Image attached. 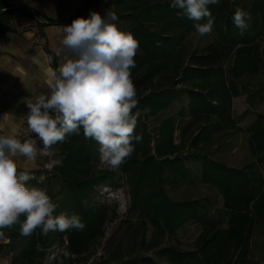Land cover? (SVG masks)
Masks as SVG:
<instances>
[{
  "label": "trees",
  "instance_id": "trees-1",
  "mask_svg": "<svg viewBox=\"0 0 264 264\" xmlns=\"http://www.w3.org/2000/svg\"><path fill=\"white\" fill-rule=\"evenodd\" d=\"M100 1L86 0L72 21ZM170 3L171 0H111L110 5V9L112 7L111 10L119 17L115 22L118 28L132 33L140 44L134 58L136 66L130 71L138 101L133 113L141 112L134 135H140L141 140L138 143L133 141L135 151L122 164L123 170L132 171L131 177L136 180L129 210L139 218L134 236L137 239L142 231H146L147 226L153 227L149 247L152 249L158 246L159 236L172 234L184 223L193 220L202 228L194 248L188 251L164 248L157 253L159 259L165 258L166 264H255L250 261L251 242L257 225L264 224V176L258 172L254 174V169L257 162H264V116L259 115L255 124L248 128L252 131L249 142L252 154L257 157L256 163L233 168L214 162L205 155L198 156L203 166L202 180L212 183L223 198V211L218 218L209 217L206 208L197 200L178 203L166 198L162 185L184 178L187 174L184 160L175 155L180 149L172 138L175 119L169 117L159 120L153 128L156 132L153 147H150L151 138L145 132L143 119L157 118L174 102L181 101V94L186 92L189 100L180 110V116L188 112L191 120L180 130L182 139L193 124L204 120V124L197 127L190 139L191 148L200 149V145L210 140L212 132L218 131L225 124H233L229 88L221 77L222 68L234 56L235 60L229 69V76L233 79L264 70V46L261 45L264 43V3H254L250 9L260 15L261 33L254 37L246 35L244 40L234 42L224 32L226 41L218 40L200 52L191 53L185 49L183 42L185 34L194 28L196 22L182 14L178 16L179 10L172 9ZM228 5L229 1L225 0L218 5L208 6L210 11L225 18L223 23L226 31L234 25L232 16L235 11L229 9ZM10 20V11L0 12V34L11 30ZM120 20L122 23H119ZM47 52L54 62L56 56L49 50ZM53 69L57 71L55 65ZM210 75L218 79V83H210V86L201 83L199 90L195 88L180 92L175 88L180 83H190L193 78L203 80ZM204 90H207L205 94L202 92ZM145 108L149 110L147 114H144ZM52 147L62 161V166L53 167L51 178L54 182L51 179L46 183L29 180L27 185L47 190L53 202L58 205L54 215L61 212L77 214L82 217L86 228L84 231L73 229L50 232L46 237L40 229L29 237L20 235L19 223L10 229H0L4 232L3 238L9 241L8 244H0V253L17 240L23 241L11 264H45L53 246L67 247L72 253L71 258L64 260V264L84 258L105 238L107 223L117 218L107 205L92 204L95 187L114 178V174L98 170V142L85 139L81 129L80 135L73 134L67 138V142H58ZM55 185H58L56 192ZM19 219L22 222L25 217ZM112 239L109 237L106 243L109 244ZM117 247L110 250L107 256H102L99 262L92 264H162L145 255L123 258Z\"/></svg>",
  "mask_w": 264,
  "mask_h": 264
},
{
  "label": "clouds",
  "instance_id": "clouds-1",
  "mask_svg": "<svg viewBox=\"0 0 264 264\" xmlns=\"http://www.w3.org/2000/svg\"><path fill=\"white\" fill-rule=\"evenodd\" d=\"M221 0H171L170 7L195 21V31L200 35L212 33L215 17L209 5ZM119 17L109 9L105 16L92 12L88 18L78 17L62 29L61 52H66L65 62L58 71L51 73L50 97L40 95L34 102H27L30 110L27 124L36 138L21 142L15 136L0 135V229L20 225V235L31 236L37 229L43 236L50 232L68 230L84 231L86 224L77 214L61 212L54 215L58 205L46 189L28 186L33 177L18 172L14 157L23 156L29 161L36 159L38 142L42 144L41 155L58 142H67L71 135L93 139L100 145L101 160L113 169L124 164L133 152L134 135L140 111L137 108V89L131 78L136 66L135 56L139 41L130 32L117 26ZM250 14L237 8L232 16L240 35L249 28ZM205 23H199L200 21ZM51 61V57H49ZM149 110L144 109V114ZM62 166L59 159L46 167L51 170ZM43 179V177L41 178ZM25 219L21 222L20 217ZM4 232L0 231V238ZM47 257L48 264H64L72 253L67 247L53 246Z\"/></svg>",
  "mask_w": 264,
  "mask_h": 264
},
{
  "label": "rangeland",
  "instance_id": "rangeland-1",
  "mask_svg": "<svg viewBox=\"0 0 264 264\" xmlns=\"http://www.w3.org/2000/svg\"><path fill=\"white\" fill-rule=\"evenodd\" d=\"M225 0H221L223 2ZM228 8L235 11L241 8L250 14L251 19L248 21L249 28L245 31L244 35H240L239 30L232 25L229 31H226L222 18L215 11H211L215 17L214 30L210 34L200 36L195 28L185 34L183 45L185 49L191 53L193 51L200 52L202 49L216 43L218 40L226 41L224 32H227L228 38L233 39L234 42L244 40L246 35L250 37L256 36L262 32V21L260 15L254 13L251 9L252 4L262 2L264 0H228ZM111 5V0H107ZM227 6V5H226ZM112 9V7H111ZM206 22V21H205ZM119 23H122L120 20ZM223 36L225 38H223ZM264 46V43L261 44ZM264 48V47H262ZM264 51V50H262ZM235 57L232 56L223 66L221 77L225 80L226 86L229 88L231 107L230 117L233 124H225L218 131L212 132L209 136L210 140L200 145V149H194L190 146V139L193 137L197 127L204 124V120L197 124H193L189 131L185 134L184 139L181 136V129L191 118L188 112L184 116H180V110L185 107L189 98L186 92L181 94V101L174 102L168 109L163 110L157 118L149 117L143 119L145 124V132L150 135V147H153V138L156 136L154 127L159 123V120L172 117L175 119L176 126L174 125V132L172 135L173 141L180 147L179 151L175 154L184 160L186 167V176L177 178L172 182H165L162 185L164 195L170 202H192L197 200L200 205L206 208V213L211 218H218L223 211V198L220 191L212 185L202 180L203 166L201 158L198 156L205 155L214 162H220L228 167L242 168L251 162L256 163L257 157L251 152L250 138L252 131L251 128L258 116H264V70H259L254 74L242 75L239 78L233 79L229 76V69L231 68ZM220 78V76H217ZM205 80V81H204ZM232 82H231V81ZM218 83L213 75L205 79L193 78L190 83H180L176 85L177 91L191 90L197 88L199 85L210 83ZM207 86V87H208ZM208 90V89H207ZM207 90L202 91L203 94ZM215 103H213L214 105ZM214 118L211 119L212 124ZM211 124V125H212ZM249 131V132H248ZM41 148V147H40ZM51 155L42 156L45 160L41 169L35 172H27L33 177L30 180H37L39 183H46L48 179L51 182L53 175V168L49 170L46 165L52 160L59 159L58 152L54 147L48 150ZM196 155V156H195ZM172 158V157H171ZM254 174L264 176V162L256 163ZM98 170L114 174L111 181L100 184L95 187V195L93 196L92 204H105L109 209L116 214L117 218L113 222H108L106 225L105 238L94 248V250L86 257L77 259L70 264H87L97 263L101 260L102 256H107L108 252L113 248L120 250V255L123 258H129L137 255H145L153 257L157 262L166 264L165 258H158L157 253L164 248H176L183 251H188L194 248V243L201 233V225L193 220L187 221L181 227L177 228L172 234L165 233L157 238L158 246L150 249L151 238L153 236V227L147 226L146 231H142L137 239L134 236V230L139 223L138 215L130 212L133 200V190L136 184L135 178L131 177L133 172L125 171L122 165L113 169L106 165L100 158ZM258 172V173H257ZM257 176V175H256ZM43 177V179H41ZM111 182V183H109ZM56 184V183H54ZM58 189L55 185L54 192ZM144 234V238H143ZM112 237V241L107 244L106 240ZM9 241L1 238L0 244H8ZM22 240H17L10 248L4 249L0 253V264H11L13 256L19 251L22 245ZM251 263L264 264V224L257 225L251 242ZM48 264V261H45Z\"/></svg>",
  "mask_w": 264,
  "mask_h": 264
},
{
  "label": "crops",
  "instance_id": "crops-1",
  "mask_svg": "<svg viewBox=\"0 0 264 264\" xmlns=\"http://www.w3.org/2000/svg\"><path fill=\"white\" fill-rule=\"evenodd\" d=\"M86 0H0V12L10 11L11 30L0 34V111L8 114V119H0V135L15 136L25 132L29 138L36 136L28 127L27 114L30 111L27 102L36 97H50L49 81L54 71L65 62L66 52H61L65 25L84 5ZM5 6V8H2ZM110 9L107 0L86 9L81 17L88 18L92 12L102 17ZM48 21H61V24H49ZM49 50L56 60L48 54ZM51 57V61H49ZM19 138V137H18ZM38 154L35 160L26 157H14L18 172H35L41 169L44 158Z\"/></svg>",
  "mask_w": 264,
  "mask_h": 264
},
{
  "label": "built area",
  "instance_id": "built-area-1",
  "mask_svg": "<svg viewBox=\"0 0 264 264\" xmlns=\"http://www.w3.org/2000/svg\"><path fill=\"white\" fill-rule=\"evenodd\" d=\"M0 119H1L2 121H6V120L8 119V114L5 113V112H1V111H0ZM18 137H19V138H18ZM15 138L19 139L21 142H24L26 139L29 138V135H28L27 133H25V132H21V133H19L18 136L15 137ZM42 147H43V146H42V144H41V148H42ZM42 156H47V155H42Z\"/></svg>",
  "mask_w": 264,
  "mask_h": 264
}]
</instances>
